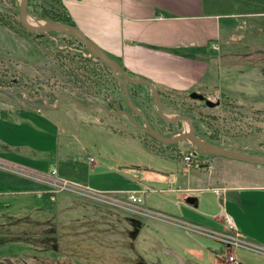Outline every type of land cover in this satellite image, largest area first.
I'll use <instances>...</instances> for the list:
<instances>
[{"label": "rangeland", "instance_id": "rangeland-1", "mask_svg": "<svg viewBox=\"0 0 264 264\" xmlns=\"http://www.w3.org/2000/svg\"><path fill=\"white\" fill-rule=\"evenodd\" d=\"M18 2L0 0V17L6 23L0 22V159L35 173L53 171L54 177L91 190L76 191L51 179L44 183L0 162V264H168L162 253L152 252V248H162L151 221L166 215L157 212L182 215L189 210L188 196L199 204H222L227 196L199 189L225 185L239 174L261 175L264 165L198 153L210 169L184 172L182 156L195 151L190 141L165 145L130 122L129 126L123 118L113 122L102 117L100 122L98 114L75 107L72 111L87 124L73 125L67 139L40 137L41 126L54 133L55 124L50 126L26 112L22 118L5 110L21 109L27 105L24 99L39 95L50 101L72 96L85 106L99 103L114 110H126V105L109 69L90 57L78 40L59 32L36 36L24 31L18 22ZM231 4L239 6L240 2L222 1L223 7ZM54 12H60L56 0L27 2L28 19L35 24L54 22L49 19ZM233 61L232 72L222 66L219 87L234 96L208 97L220 102L210 109L188 96L163 94L162 109L168 117L192 116L196 135L211 139L209 143L264 155V95L258 101L239 97L241 65L239 58ZM244 69L250 71V78H260L264 88V64ZM136 88L142 93L149 91L144 85ZM144 95H138L135 103L154 131L162 129L169 138L187 128L186 123L170 128L158 122L154 103ZM48 110H43L46 116ZM109 122L116 126L113 131L105 126ZM65 143L70 153H63ZM40 144L44 147L38 148ZM88 157L95 162L89 163ZM169 188L175 190L163 191ZM130 190H146L141 205L147 210L126 204L123 192Z\"/></svg>", "mask_w": 264, "mask_h": 264}, {"label": "crops", "instance_id": "crops-1", "mask_svg": "<svg viewBox=\"0 0 264 264\" xmlns=\"http://www.w3.org/2000/svg\"><path fill=\"white\" fill-rule=\"evenodd\" d=\"M56 1L70 25L114 59L130 77L150 81L160 96H188L191 92L214 98L234 96L227 91L223 93L219 87L222 66L227 73L232 72L236 65L234 58H239L241 65L242 90L240 96H235L258 101L264 95L261 79L250 78V71L243 70L264 64V0H236L240 5L229 7L222 6L223 0ZM13 109L5 111L22 118L26 112L56 127L50 113L46 116L44 111L36 113L33 108ZM55 127L53 133L41 126L40 137L47 140L57 137ZM60 137L69 136L61 131ZM67 144L63 153H70ZM0 162L15 171L35 175L44 183L54 179L52 172L40 174L1 159ZM260 172L261 175L254 172L253 176L239 174L225 185L199 189L227 196L222 204H199L195 198L194 204H186L192 212L184 210L180 216L157 212L166 215L160 217L166 221H151L156 225L160 236L156 240L162 247L152 248V252L162 253L169 259L168 264H228V253L233 254L238 264H264V170ZM223 215L230 218L239 234L238 246L229 247L221 241L234 237L233 230L222 223Z\"/></svg>", "mask_w": 264, "mask_h": 264}, {"label": "water", "instance_id": "water-1", "mask_svg": "<svg viewBox=\"0 0 264 264\" xmlns=\"http://www.w3.org/2000/svg\"><path fill=\"white\" fill-rule=\"evenodd\" d=\"M27 2L28 0H19L18 2L17 17L21 28L24 31L30 34H34L36 36H42L46 33L59 32V33L67 34L75 38L76 40L82 42L89 56L100 61L103 66L107 67L111 72L112 76L114 77V79L117 80L122 85L126 103L131 107V109L134 112L140 114L143 117L144 125H137V127L142 129L144 132L148 133L149 136L152 137L154 140L165 145H175L180 141L187 140L190 141L192 143L193 148H195L194 154L204 153V154L212 155L214 157L229 158L246 163L264 165V155L250 154L244 151L227 149L219 145L209 143L199 138L195 133L193 120L191 117L183 116V115L175 116V117L166 116L162 109L159 92L150 81L146 79H140V78L138 79V78L130 77L128 73L114 59L109 57L103 50L98 48L92 41L86 38L82 34V32L78 30L75 26L62 22H55V21L48 23L36 22L35 25L30 24L28 22ZM0 22H3L1 17H0ZM127 85L146 86L153 97L158 118L162 122L168 125H175L179 122L186 123L187 128H184L182 133L175 135L171 138L160 136L151 128L144 115L132 104L130 97L128 95ZM188 98H190L193 101L201 102L205 107L210 109L215 108L220 104L219 100L213 101L208 97H206L205 95L198 92L189 93ZM57 103H59V100L57 101ZM121 113L124 114L129 119L130 122H132L129 113L127 112H121ZM185 202L187 204L192 205L195 203V198L187 197L185 198Z\"/></svg>", "mask_w": 264, "mask_h": 264}, {"label": "flooded vegetation", "instance_id": "flooded-vegetation-1", "mask_svg": "<svg viewBox=\"0 0 264 264\" xmlns=\"http://www.w3.org/2000/svg\"><path fill=\"white\" fill-rule=\"evenodd\" d=\"M2 23L5 25L4 21ZM114 81L117 82V84L119 85V87H120V89L122 91L123 100H124L125 105H126V110H122V109L114 110L110 106H107V105H104V104H99V103L92 104L90 106H85L83 103H81L80 101L76 100L74 97H72V96H66V95L57 96L54 99V101H50V98L49 97L42 96V95L35 96L33 98H26V99H24L25 100L24 102L27 105L24 104L25 106L23 107V109L24 110H32V108H30V105L31 104H37V106L35 108V112L36 113H40L41 111L45 110V108L49 109L48 110L49 112L48 111L47 112L50 113V115H49L50 118L54 117V119L56 120V127L59 130L58 133H57V136H61V131H64L69 136L70 135V130H72L73 125L78 124V125L81 126V125H84V124H87L88 123V121H85L84 119L78 118L76 116V114L72 111V108L73 107H75L77 110H81L82 112H94V115L95 116H97V114H98L99 115V117L97 119L98 121H100L102 119V117H109L110 119L113 120V122H116L115 120L118 119V118H123L126 121V123L128 124V122H130L129 119L124 114L121 113V112H127V113H129V115H130V117L132 119V122H130V123H132V124L134 123V125H135V127L137 129L143 131L142 129H140V128L137 127V125H144L143 117L140 114L134 112L131 109V107L126 103L122 85L117 80L114 79ZM136 87H138V86L127 85V90H128V95L130 97V100H131L132 104L137 108L135 101H136V97H138V95L139 96H143V94H145V95H148L149 97L150 96L152 97V95H151L150 92H149V94L148 93H145V92L142 93ZM130 90L133 91L134 94L130 93L129 92ZM150 99L152 100L153 97L150 98ZM58 100H59V103H57ZM152 102L154 103V100H152ZM47 104H48V106H47ZM161 104H162V102H161ZM64 105H66V106H64ZM154 105H155V103H154ZM155 110H156V106H155ZM142 114L144 115V113H142ZM156 115H157V112H156ZM134 116H136V117H138L140 119V123H137L136 120H134L135 119ZM183 116H188V115H183ZM144 117L148 121V123L151 126V128L154 130V128L151 125L150 120L147 118V115H144ZM189 117H191L192 120L194 121V119H193L192 116H189ZM157 118H158V116H157ZM62 119H63V121H62ZM64 120H66V121H64ZM157 120H158V122L165 124L159 118ZM58 122L61 123V124H63V125L68 126V128L66 126H62V127L59 126ZM113 122H109V123L105 124V126L109 130H112V131L116 127V126H114V123ZM179 123L181 125H183V122H179ZM179 123H177V124H179ZM177 124H175V125H168L167 124V126H169L171 128V127H175ZM183 130H184V128H183ZM183 130L180 133H182ZM160 131H162V129H160ZM160 131L158 130V132L157 131H155V132L158 133L160 136H163V137H166L167 136V133L166 132H163L162 131V134H161V133H159ZM144 133L149 136L148 133H146V132H144ZM180 133H175L171 137H173L175 135H178ZM171 137H169V138H171ZM166 138H168V137H166ZM74 155H76V154L74 153Z\"/></svg>", "mask_w": 264, "mask_h": 264}, {"label": "built area", "instance_id": "built-area-1", "mask_svg": "<svg viewBox=\"0 0 264 264\" xmlns=\"http://www.w3.org/2000/svg\"><path fill=\"white\" fill-rule=\"evenodd\" d=\"M213 48L215 49L216 46H213ZM88 162L89 163H94L95 159L92 157H88ZM182 164H183V171L184 172H188L190 169H210V165L207 164L206 161L204 160H200L199 155L194 154V151L185 154L182 156ZM53 174V171H52ZM53 182L55 184L59 183L62 186H71V187H75L76 191H81L79 189L82 190H86V191H90L91 189L87 186H83V185H78L76 183H72L69 181H66L64 179H60V178H56L54 177ZM182 191V190H181ZM146 192V190H130V191H125L123 192V194H125V200H126V204H130L132 207H142L141 203H142V198L141 195L144 194ZM222 221L223 224L225 226H227L229 229L233 230L234 232V237L233 238H228V239H221L222 243H224L227 246H238V232L235 228V226L230 222V218L226 215L222 216ZM227 263L228 264H238V262L236 261L235 257L233 256L232 253H228L227 257H226Z\"/></svg>", "mask_w": 264, "mask_h": 264}, {"label": "trees", "instance_id": "trees-1", "mask_svg": "<svg viewBox=\"0 0 264 264\" xmlns=\"http://www.w3.org/2000/svg\"><path fill=\"white\" fill-rule=\"evenodd\" d=\"M57 2V1H56ZM58 5V4H57ZM60 8V7H59ZM50 20H52V21H55V22H62V23H66V24H70L69 23V20H68V18H67V16L62 12V10L60 9V12L58 13V12H54V13H52L51 14V16H50V18H49ZM4 23H5V21H4ZM5 25H6V23H5ZM81 45H83L82 44V42H80V41H78ZM148 89V88H147ZM148 94H149V91H148ZM150 98H152L151 96H150ZM153 100V99H152ZM245 110H248L246 107H243ZM242 109V108H241ZM172 128V127H171ZM211 139H207V141L208 142H211L210 141Z\"/></svg>", "mask_w": 264, "mask_h": 264}, {"label": "bare ground", "instance_id": "bare-ground-1", "mask_svg": "<svg viewBox=\"0 0 264 264\" xmlns=\"http://www.w3.org/2000/svg\"><path fill=\"white\" fill-rule=\"evenodd\" d=\"M28 22H29L30 24H32V25H35V23H34L35 21L32 22L31 19H28Z\"/></svg>", "mask_w": 264, "mask_h": 264}]
</instances>
